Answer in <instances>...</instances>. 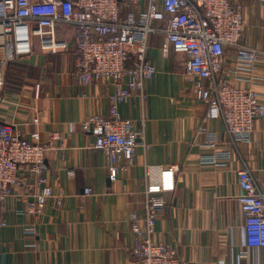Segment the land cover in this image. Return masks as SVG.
Segmentation results:
<instances>
[{
    "label": "crops",
    "instance_id": "crops-1",
    "mask_svg": "<svg viewBox=\"0 0 264 264\" xmlns=\"http://www.w3.org/2000/svg\"><path fill=\"white\" fill-rule=\"evenodd\" d=\"M241 1L247 20L242 44L264 52V8L255 0ZM120 8L122 18L130 13L139 16L147 3L120 0ZM158 26L163 29L166 23ZM164 45V33L150 37L148 59L157 73L146 82L144 97L118 106L134 130H143L147 147L137 148L134 163L116 183L109 180L108 158L94 149V137L81 129L87 118L109 115L115 87L104 81L78 85L71 77L74 52L52 54L42 51L37 41L30 56L10 65L0 123L11 124L26 136L38 131L45 141L53 135L59 138L61 151L46 163L53 192L66 197L61 207L51 199L37 221L17 214L23 207L17 198L0 205V215L8 223L0 228V264H133L131 214L144 217L147 165L177 169L176 189L164 196L156 243L177 247L188 264H264L263 250L252 259L240 257L244 216L237 201L238 171L244 165L264 186V120L257 121L252 144L234 148L224 123L207 121V107L193 100L184 78L187 56L165 52ZM235 54L227 51L225 69L233 67ZM258 67L264 76V63ZM259 89L264 92V85ZM202 125L225 143L221 150L232 151L220 167L202 160L212 154L203 147ZM87 188L92 194L85 196ZM29 226L35 231H28Z\"/></svg>",
    "mask_w": 264,
    "mask_h": 264
},
{
    "label": "built area",
    "instance_id": "built-area-1",
    "mask_svg": "<svg viewBox=\"0 0 264 264\" xmlns=\"http://www.w3.org/2000/svg\"><path fill=\"white\" fill-rule=\"evenodd\" d=\"M137 5L140 0H129ZM146 12L120 16V0H0V103L4 102L7 66L30 56L36 41L52 54L73 51L76 65L71 77L80 86L112 84L107 117L93 115L81 124L94 137V149L109 160L111 183L134 163L137 148L146 146L143 130H134L118 110L122 102L144 97L145 84L157 73L148 59L149 39L164 33L165 52L184 54V78L195 102L207 107V121L224 123L230 144L250 145L257 121L264 120V76L259 74L264 52L242 44L247 26L241 0H145ZM264 8V0H255ZM166 23L160 28L158 23ZM235 50L233 67L225 69L227 51ZM246 71L247 75L241 72ZM239 83H246L241 87ZM40 119H34L38 125ZM204 148L212 154L203 162L220 167L231 150L205 125L199 128ZM59 138L45 141L40 132L30 136L11 124L0 123V205L17 198L23 207L17 214L37 221L51 199L61 207L66 195L54 193L49 182L47 159L61 151ZM175 167L147 165L144 217L131 214L134 235L130 254L133 264H188L178 248L156 243L157 223L166 206L165 194L176 189ZM71 177L75 175L69 171ZM237 197L244 216V243L240 257L252 259L264 251V186L244 165L238 171ZM92 194L85 189V196ZM8 227L0 215V228ZM35 231V227H27ZM255 259V258H254Z\"/></svg>",
    "mask_w": 264,
    "mask_h": 264
},
{
    "label": "trees",
    "instance_id": "trees-1",
    "mask_svg": "<svg viewBox=\"0 0 264 264\" xmlns=\"http://www.w3.org/2000/svg\"><path fill=\"white\" fill-rule=\"evenodd\" d=\"M12 63H13V62H12ZM12 63H10V64L7 66V68H6V72H5V78L7 77L8 70H9V68H10V65H11ZM5 86H6V85H5Z\"/></svg>",
    "mask_w": 264,
    "mask_h": 264
}]
</instances>
